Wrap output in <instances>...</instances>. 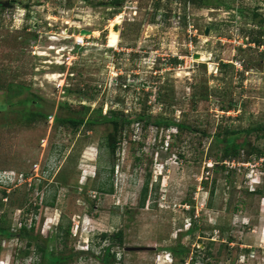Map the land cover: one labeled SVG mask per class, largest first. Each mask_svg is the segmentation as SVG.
Returning <instances> with one entry per match:
<instances>
[{"label":"rangeland","instance_id":"374dc122","mask_svg":"<svg viewBox=\"0 0 264 264\" xmlns=\"http://www.w3.org/2000/svg\"><path fill=\"white\" fill-rule=\"evenodd\" d=\"M114 2L0 0V228L15 234L0 264H41L44 243L63 264H103L101 236L118 231L116 264H264V134L225 162L217 141L264 126V0ZM32 94L45 106L23 107ZM65 103L187 128L73 130L54 118Z\"/></svg>","mask_w":264,"mask_h":264},{"label":"trees","instance_id":"16d2710c","mask_svg":"<svg viewBox=\"0 0 264 264\" xmlns=\"http://www.w3.org/2000/svg\"><path fill=\"white\" fill-rule=\"evenodd\" d=\"M126 0H115L114 4L116 6L125 3ZM134 3H138L137 0H130ZM196 6H209L212 3L217 2L220 3L221 0H190ZM190 2V3H191ZM256 17V16H254ZM30 103H35L39 107H44V100L41 97H38L35 94H32L30 98L25 100L21 105L23 107L27 106ZM59 113L55 115V121L58 126H64L67 128H72L73 130L79 129L81 126L88 125L90 127L98 126L101 124L109 123L113 126V128L118 131L124 124H130L132 122H136L139 125H144L145 127L149 125H154L157 127L175 126L177 130H184L187 128L183 123H172L167 122L161 117L151 116L148 114H139L134 119L125 122V115L122 112L110 111L109 113H94L91 117H89L90 108L87 106H78L74 107L71 104L65 103L61 104L59 107ZM42 116L45 120H48L52 116V112L42 113ZM253 133H263L264 134V126H255L250 127L248 129L237 131L226 129L222 137L220 134L217 136V141L224 145V153L222 156L221 162H225L229 159H236L240 157L242 153H245L247 157H250L256 153V148L250 141V136ZM112 152L115 153L117 148V140L113 142L111 145ZM114 170V169H113ZM24 176H21V182L24 181ZM27 177V176H26ZM26 179V178H25ZM149 192V180L146 181L143 188V199L141 201V207H145L147 196ZM4 195L6 196V191L3 190ZM60 231H63V227L60 226ZM20 231L28 233L27 227L22 225L20 227ZM30 231H35L34 227L31 228ZM0 236L7 237L12 239L15 237V234L8 229L0 228ZM64 237L68 240L71 237V226H68L66 230H64ZM102 240L109 241L110 246L104 248L106 255L103 260V264H116L117 263V253L112 252L114 247L123 248L124 247V233L123 231H118L113 234L104 233L102 234ZM36 240H39V236H34ZM32 242L28 243V249L30 250L32 247ZM43 247L38 248V253L42 255L44 262L41 264H63L65 262L63 253H51L47 249V245L44 243ZM183 261V260H182ZM181 261V263H182Z\"/></svg>","mask_w":264,"mask_h":264},{"label":"bare ground","instance_id":"6f19581e","mask_svg":"<svg viewBox=\"0 0 264 264\" xmlns=\"http://www.w3.org/2000/svg\"><path fill=\"white\" fill-rule=\"evenodd\" d=\"M87 34H91V32L90 33H86V34H80L79 36H77V43L78 42H81L82 40H84V38H85V36L87 35ZM111 34V37H110V41H109V45L111 46V47H115V46H117L118 44H119V36L115 33V32H112V33H110ZM201 56V55H200ZM71 59V58H70ZM205 58L204 57H202L201 56V58H199V59H197V60H199V61H203ZM59 61V60H58ZM59 75V74H58ZM58 75H56V76H54L53 77V79H55V78H60L61 76H58Z\"/></svg>","mask_w":264,"mask_h":264},{"label":"built area","instance_id":"2783aa9c","mask_svg":"<svg viewBox=\"0 0 264 264\" xmlns=\"http://www.w3.org/2000/svg\"><path fill=\"white\" fill-rule=\"evenodd\" d=\"M125 5H126L127 9H132L134 11V13H137V11H138L137 3H134L133 1H130V0H126ZM86 37H88V36H86ZM86 37L84 38V40H82L81 42H78V43H77V38H76V45L77 46L85 45L86 39H87ZM239 44H241V42Z\"/></svg>","mask_w":264,"mask_h":264},{"label":"water","instance_id":"95a60500","mask_svg":"<svg viewBox=\"0 0 264 264\" xmlns=\"http://www.w3.org/2000/svg\"><path fill=\"white\" fill-rule=\"evenodd\" d=\"M81 33L82 34H86V33H90V31H88V30H83V31H81ZM197 56H199V55H197ZM151 248H149V247H127V248H125V250L127 251V252H134V251H147V250H150Z\"/></svg>","mask_w":264,"mask_h":264},{"label":"clouds","instance_id":"9594fccd","mask_svg":"<svg viewBox=\"0 0 264 264\" xmlns=\"http://www.w3.org/2000/svg\"><path fill=\"white\" fill-rule=\"evenodd\" d=\"M13 177H15V175ZM13 177L12 178H8L7 180H5L7 185L10 186L12 183L15 184L16 182H20L21 179H22L21 177H19V179L14 183Z\"/></svg>","mask_w":264,"mask_h":264}]
</instances>
